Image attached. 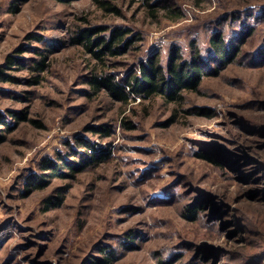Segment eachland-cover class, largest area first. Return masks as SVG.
I'll return each mask as SVG.
<instances>
[{
	"label": "rangeland",
	"instance_id": "rangeland-1",
	"mask_svg": "<svg viewBox=\"0 0 264 264\" xmlns=\"http://www.w3.org/2000/svg\"><path fill=\"white\" fill-rule=\"evenodd\" d=\"M147 1L0 0V66L9 54L56 48L39 84L0 80V111L34 120L0 142V264H88L108 247L113 264H264V0ZM170 5L183 16H166ZM99 26L136 39L123 55L95 59L72 39ZM247 26L235 59L180 103L124 105L87 82L121 79L154 53L164 65L171 45L187 55L192 39L206 55L215 30L231 43ZM18 67L3 70L31 77ZM101 124L110 136L94 132ZM80 140L108 158L27 192L43 159H74ZM50 196L63 202L44 210ZM187 204L199 206L195 221L182 216Z\"/></svg>",
	"mask_w": 264,
	"mask_h": 264
},
{
	"label": "trees",
	"instance_id": "trees-1",
	"mask_svg": "<svg viewBox=\"0 0 264 264\" xmlns=\"http://www.w3.org/2000/svg\"><path fill=\"white\" fill-rule=\"evenodd\" d=\"M190 1L194 6L200 7L206 0ZM146 2L149 7H152L147 0ZM164 8L167 10L166 16L172 20L183 16V13H178L179 10L172 5ZM109 28L99 26L97 28L79 29L72 42L84 46L95 59L105 60L108 57L115 58L125 54L136 38L132 39L128 36L130 31L125 30L124 27ZM253 32L252 26L239 29L238 37L229 43L220 30H215L210 35L209 52L206 55H204L197 41L192 39L189 42L187 55L183 53L179 45H171L164 65L160 62L158 53H154L145 60H140L137 68L135 67L121 79H116L111 72H104L93 75L87 82L92 92L98 93L104 90L113 100L124 105L136 99H149L153 96H159L167 103H180L183 100L184 92L198 91L204 77L217 76L223 68L231 63L239 52V43L245 42ZM55 49L52 44L47 45L37 52L38 58L7 55L5 63L0 66V80L13 83L24 82L29 86L39 84L43 78V73L48 69L49 55ZM20 50H18L19 54L22 53ZM262 57L264 58V49L262 50ZM13 66L27 70L31 77L21 79L4 72V68L9 69ZM24 98L26 100V97ZM30 120L34 121L28 117L26 110H7L6 113L0 111V142L5 140V133L13 130L20 122ZM123 127L131 129L133 125L130 121L123 120ZM93 130L102 137H108L113 129L108 125L101 124L93 127ZM79 143L84 149H73L74 159H66L61 156L58 160L43 159L40 165L43 172L32 173L27 177V192L46 187L51 178H73L76 173L89 166L99 165L109 156L110 152L107 149H96V145L91 144V142L80 140ZM215 163L217 164L216 161ZM44 202V210H49L61 205L63 197L50 196ZM198 208V205L187 204L182 210V216L188 221H195L198 218ZM116 260L115 250L108 247L101 249L100 256L86 259L85 262L88 264H113Z\"/></svg>",
	"mask_w": 264,
	"mask_h": 264
}]
</instances>
